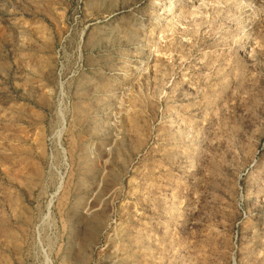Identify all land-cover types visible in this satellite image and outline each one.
I'll return each instance as SVG.
<instances>
[{"label": "rangeland", "instance_id": "374dc122", "mask_svg": "<svg viewBox=\"0 0 264 264\" xmlns=\"http://www.w3.org/2000/svg\"><path fill=\"white\" fill-rule=\"evenodd\" d=\"M0 264H264V0H0Z\"/></svg>", "mask_w": 264, "mask_h": 264}]
</instances>
